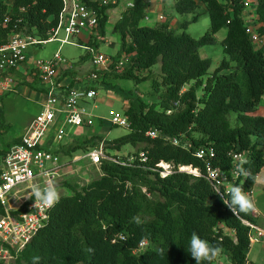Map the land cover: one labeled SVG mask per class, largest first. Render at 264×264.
<instances>
[{"label":"trees","instance_id":"obj_1","mask_svg":"<svg viewBox=\"0 0 264 264\" xmlns=\"http://www.w3.org/2000/svg\"><path fill=\"white\" fill-rule=\"evenodd\" d=\"M10 1L7 12L8 4L0 0V42H5L13 29L47 40L57 26L61 0ZM130 3L114 24L120 41L116 57L129 56L127 66L118 73L114 65L108 71H92L99 82L107 78L136 84L150 81L157 100L143 101L129 92L123 110L128 132L103 142L107 155L118 162L103 158L97 165L99 176L80 187L63 181L61 186L72 193L61 195L49 210L45 226L11 263L1 264H32L33 257L40 258L39 264H195L187 252L193 232L219 246L220 253L211 264H247L251 228L245 222L254 219L250 214L234 216L212 192L214 187L204 174L209 163L222 173L228 189L239 184L250 193L264 167V116L253 114L264 96V0L255 1L253 24L262 43L250 37L244 0H174L178 15L204 6L210 24L199 38L185 31L174 32L163 21L155 26L143 24L146 1ZM114 6L101 9L97 28L101 40L108 20L106 11ZM5 14L10 21L3 25ZM198 16L193 14L191 22ZM223 28L224 57L210 72L211 60L201 57L199 49L213 44L215 34ZM86 44L96 45L93 36ZM156 64L159 70L153 77L151 70ZM71 87H75L73 82L64 88ZM230 113L236 114L233 124ZM150 129L157 131L155 137L146 134ZM17 141L15 138L0 147V157ZM97 143L95 136L77 139L54 152L69 157L71 152ZM126 145L141 147L122 160L113 152ZM206 147L212 148L214 156L198 158L196 151ZM233 153L243 154L244 167L254 180L234 175ZM159 163L169 164L171 172L161 175ZM183 166H192L201 176L179 170ZM220 188L228 190L224 185ZM142 241L146 245L137 250ZM223 258L226 263H220Z\"/></svg>","mask_w":264,"mask_h":264},{"label":"built area","instance_id":"obj_2","mask_svg":"<svg viewBox=\"0 0 264 264\" xmlns=\"http://www.w3.org/2000/svg\"><path fill=\"white\" fill-rule=\"evenodd\" d=\"M120 0H61L62 8L58 17L57 26L51 30L47 40H39L24 31L11 30L6 34L5 42H0V115L2 108V95L10 91L15 82L12 73L20 71L24 78L31 82L35 79L41 85L39 97V112L31 119L24 132L17 137L18 141L7 147L6 152L0 157V264L11 263L17 253L32 239L39 229L45 226L51 208L34 206V200L28 199L31 187L39 185L41 188L50 183L60 186L65 175V169L72 163L86 160L92 166L99 165L103 158L118 162L116 158L107 155L104 148V141L99 142L93 147H87L79 156H73L77 151L71 152L69 159L62 162V154L55 153L54 149L74 143L78 138L71 134L72 129L83 127L91 128L95 123V116L91 113L88 105L96 97V91L92 86L97 81L98 75L91 71L82 86L64 88L67 84L58 81L62 69L69 68L71 65L65 63V59L56 51L49 59L35 58L29 55V48L40 45L41 43L58 41L61 44L71 43V37H79L82 33L92 35L97 31L99 19L102 17L101 9L111 5H117ZM8 4L9 12L10 0H4ZM127 3V7L131 6ZM246 6V3H244ZM23 11V8H20ZM147 20V17H145ZM158 20L163 21V16L159 15ZM10 16L5 14L2 24L9 23ZM19 22V19L15 20ZM62 31L63 37H58ZM250 37L255 43H262L254 31L248 28ZM84 47L89 55L95 70L108 71L114 65L115 72H121L126 66L127 57H119L102 54L87 44H79ZM127 63V64H126ZM126 64V65H125ZM22 68V69H21ZM18 80V78H17ZM18 83V82H17ZM177 103H174V106ZM96 105L93 104V108ZM170 110L167 111L169 113ZM109 122L114 126L129 127L127 117L120 116L112 111L109 113ZM54 134L49 136L50 132ZM150 137H155L157 131L150 129L147 133ZM174 145L178 144L175 138L171 139ZM51 145L56 147L52 148ZM195 155L198 158L205 156L213 157L212 148H200ZM234 175H237V168L244 156L241 153L232 154ZM125 164V162H122ZM158 166L163 170L161 175L171 172L167 170L170 165L159 163ZM184 167H179V170ZM201 176V173L194 169L192 173ZM204 177L213 187L224 185L228 189V183L222 173L206 164ZM63 182V181H62ZM61 182V183H62ZM25 186L29 191L26 195L18 197L20 189ZM18 200V201H17ZM251 231L255 230L258 237L264 233L250 222H245ZM250 233L249 240L253 241ZM146 245L145 241L139 243L137 250Z\"/></svg>","mask_w":264,"mask_h":264},{"label":"rangeland","instance_id":"obj_3","mask_svg":"<svg viewBox=\"0 0 264 264\" xmlns=\"http://www.w3.org/2000/svg\"><path fill=\"white\" fill-rule=\"evenodd\" d=\"M145 1L147 9L150 8V6L153 7L155 3L157 4L156 0L155 3L152 0ZM245 1V7L247 10L249 8V5L256 0ZM173 2V0H164L160 2L168 16V20L164 22L171 26L172 18L177 17L179 19L177 25L172 26L174 32L181 33L182 31H185L194 38L201 37L209 28L210 24L209 17L204 9V6L200 5L194 13L178 15L173 8ZM127 3H130V0H120L117 5L107 10L108 20L104 27L105 34L103 36V40H101V34L99 32L94 31L92 33V36L96 41V45H91V47L97 49L98 52L109 56L117 55L116 52L119 50L120 41L118 34L114 30V24L120 18L122 12L126 9ZM251 6L252 9L255 8L254 3ZM146 12L148 13L147 10ZM195 13L199 14L198 19L191 22L192 16ZM251 14L252 12L248 10L247 12H245L244 18L245 20H248V28L251 31L255 32L256 26H253V24L255 23L254 20L250 18ZM148 16L149 21L143 20V24L155 26L157 23L162 22V20H157L156 18H154L155 16L153 12L149 11ZM183 22H189L185 28L180 27V24ZM250 24H252V26H249ZM83 34L86 35L88 33H82L81 35ZM225 34V28L219 30L215 34V42L213 44L205 45L199 49V54L201 57L209 58L211 60V65L209 67L210 72H212L219 65L220 61L224 57L222 40ZM63 36L64 35L62 31H60L58 33V37L62 38ZM80 37L81 36L77 38ZM77 38H70L69 41L73 44L64 43L60 45V42L55 40L41 43L40 45L30 47L28 54L32 55L35 58L49 59L56 51L59 50L60 54L66 61L65 63L72 65L76 75H80L83 82H85L88 74L96 68L92 64L91 55H89L88 51L84 47L78 44L79 41ZM86 39L84 41L82 40V42H86ZM127 60L129 62V57H127L126 61ZM158 70L159 64H156L152 67L151 72L153 74V77H156V73H158ZM18 73L21 74V70L14 71L12 73L15 82H13L11 90L3 93L1 98L2 108L0 115V147L5 146L6 143H9L13 139L19 137L24 132L31 119L39 112L40 109L39 96L32 88L38 87L40 86V84L33 81L31 87L29 84H26V82L31 83L28 78L22 79L23 82L17 80ZM99 81L100 79L95 82L96 97L88 105V108L91 109V113L96 118L94 125L89 129L77 127L76 129L71 130V134L77 137L78 141H83L84 139L91 138L92 136H95L97 138V142H99V139L100 141H107L126 134L128 132V128L111 125L108 120L110 118V111L123 116V110H125L126 106L128 105L126 97L129 96L130 91L131 93L136 95V98H139L143 101L151 102L153 100H157L158 97V94L156 92H153L150 81L141 82L139 84H136L133 80L128 79L107 78L105 82ZM107 81L109 82L108 84H103L107 83ZM198 94H200V90H198ZM93 104L96 105L95 108H93ZM253 114L264 116V96L261 98V103ZM235 115V113L229 114L231 124L234 123ZM53 134L54 132L51 131L49 136H52ZM50 146L52 148L56 147L51 144ZM139 147H141V145H138L135 148L126 145L121 147L118 152L115 151L113 153L120 157V159L124 160L123 157H132V153ZM76 151L77 152L73 156H79L83 150ZM68 159L69 158L64 155L61 158L62 162H66ZM167 170H171V166ZM65 172L66 173L62 181L66 180L72 185H76L78 187L87 184L92 179L97 178L100 174L98 166H92L86 160L72 163L70 164V166L68 165L67 169H65ZM28 191L29 190L25 186H23L17 196L22 197V195H26ZM58 191L60 193V196L70 195L72 193L71 189L61 185L58 186ZM257 201L261 203V205L264 204V194L261 198L258 197ZM247 259L248 261H253L256 264H264V256L262 254L259 255L253 252L247 257ZM221 260L222 263L227 262L225 258Z\"/></svg>","mask_w":264,"mask_h":264},{"label":"clouds","instance_id":"obj_4","mask_svg":"<svg viewBox=\"0 0 264 264\" xmlns=\"http://www.w3.org/2000/svg\"><path fill=\"white\" fill-rule=\"evenodd\" d=\"M247 161H241L237 168L238 176H245L254 180L248 169L244 167ZM221 202L229 209V211L237 217L250 214L254 211L255 205L239 184H234L230 189L223 190L219 187H214L212 190ZM2 195V194H0ZM28 199L34 200V206L40 205L46 208L54 207L60 200V193L57 185L53 182L46 187L41 188L39 185L31 187ZM93 251V249H89ZM187 252L195 261V264H211V262L219 255L220 248L217 245L211 244L208 240L203 239L198 233L193 232L188 242ZM163 254V250H161ZM39 257H33L32 264H39Z\"/></svg>","mask_w":264,"mask_h":264},{"label":"crops","instance_id":"obj_5","mask_svg":"<svg viewBox=\"0 0 264 264\" xmlns=\"http://www.w3.org/2000/svg\"><path fill=\"white\" fill-rule=\"evenodd\" d=\"M152 1H154V3H155V0H152ZM161 1H164V0H156L157 4L155 3V5L153 7L150 6V8L147 9V11H148V13L146 12L147 20H145V21H149V16H148L149 15V11L154 13V16H155L154 18H156L157 20H158V16L159 15H162L163 16V22L164 21L166 22L168 20V16H167L166 12L164 11V7L160 3ZM245 2L246 1L244 0V3ZM253 3L255 4V2H253ZM253 3H251L249 5V8L247 10H246V7H245V10H244L243 15L245 14V12H247L248 10H250L252 12V14L250 15V18L254 20L255 19V8L254 9L251 8L252 7L251 5ZM253 13H254V15H253ZM178 20L179 19L177 17H173L172 20H171V23L172 24H171V26L170 25L169 26L172 28L173 25H177ZM244 20H245V18H244ZM247 21L248 20H245L246 23H247ZM156 22H158V21H156ZM80 36H81L80 38H77L78 41H79L78 44H86L88 42L89 38L92 35H89V34H86L85 35V34H83V35H80ZM86 38H88V39H86ZM85 39H86V42H82V40L84 41ZM118 51L116 52V54H118ZM65 68L62 69V72L60 74L61 81L64 84H67V85L70 82H73L75 84V86H82L83 80H82V78H81L80 75H76L75 71L73 70V66L71 65L69 68H67V69H65ZM67 71L69 73H65ZM63 73H65V74L63 75ZM22 79H24V77L22 76V74H19L18 73V80H20L21 82H23ZM32 88L37 93V95L40 97V93L42 91L41 85L38 86V87H32ZM247 194L251 198V200L253 201V203L255 205L254 211L250 213V215L254 219V222L251 223V224L255 225L257 228H259L264 233V204L261 205V203H259L257 201V198L258 197L261 198L262 195L264 194V167L257 174L256 180H255V184H254V186L252 188V191L250 193H247ZM251 234L253 235L254 238H253V241L250 242V246H249V249L247 251V257L249 255H251V253H253V252L254 253H257L259 255L262 254L264 256V235L258 237L256 235V231L255 230H252L251 231ZM221 261H220V263H222ZM247 264H256V263H254L253 261H248V259H247Z\"/></svg>","mask_w":264,"mask_h":264},{"label":"water","instance_id":"obj_6","mask_svg":"<svg viewBox=\"0 0 264 264\" xmlns=\"http://www.w3.org/2000/svg\"><path fill=\"white\" fill-rule=\"evenodd\" d=\"M183 167H189L190 168V170H188L187 168H183V169H181V171H185V172H188V173H193L194 171V168H192V166H183Z\"/></svg>","mask_w":264,"mask_h":264},{"label":"bare ground","instance_id":"obj_7","mask_svg":"<svg viewBox=\"0 0 264 264\" xmlns=\"http://www.w3.org/2000/svg\"><path fill=\"white\" fill-rule=\"evenodd\" d=\"M162 164H165V163H162ZM184 168H187L188 170H190V168L189 167H184ZM194 171V170H193Z\"/></svg>","mask_w":264,"mask_h":264}]
</instances>
